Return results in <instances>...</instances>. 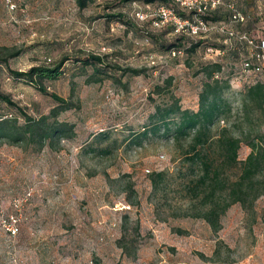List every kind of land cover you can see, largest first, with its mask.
I'll list each match as a JSON object with an SVG mask.
<instances>
[{
    "label": "rangeland",
    "instance_id": "1",
    "mask_svg": "<svg viewBox=\"0 0 264 264\" xmlns=\"http://www.w3.org/2000/svg\"><path fill=\"white\" fill-rule=\"evenodd\" d=\"M11 1L14 10L0 0V92L13 105L0 102V119L19 125V110L32 118L49 114L56 102L11 72L67 58L60 75L43 85L70 104L57 119L72 133L42 146L0 141V264H264V197L252 211L232 204L213 232L193 216L200 197L187 187L199 173L184 158L186 141L162 132L138 140L151 127L154 105L167 98L155 93L156 84L171 78L181 107L197 110L205 62L221 65L230 82L224 97L235 113L254 80L241 75L247 50L235 40L229 48L215 30L190 38L155 25L158 2L88 0L80 9L75 0ZM225 1L223 20L228 1L246 16L232 29L264 36V0ZM192 44L193 52L159 59L168 47ZM91 55L102 59L99 72L82 64ZM256 79L264 84V69ZM223 126L238 133L240 125L231 117L213 129ZM248 152L242 142L238 159ZM160 171L165 179L154 190L149 174ZM238 174L235 168L226 175Z\"/></svg>",
    "mask_w": 264,
    "mask_h": 264
},
{
    "label": "trees",
    "instance_id": "2",
    "mask_svg": "<svg viewBox=\"0 0 264 264\" xmlns=\"http://www.w3.org/2000/svg\"><path fill=\"white\" fill-rule=\"evenodd\" d=\"M75 1L82 9L88 0ZM139 1L145 4L158 2L160 6L173 8L184 18L192 15L190 11L179 10L173 0ZM221 7L220 5L215 10L205 13L208 15L204 14L205 16L202 15L201 18L210 19L215 23L226 21L220 12ZM228 17L227 9V20ZM196 46L197 44L190 47L171 46L163 53L176 50L181 51L183 55L186 50L193 52ZM65 60L67 58H62L52 67L33 66L26 71L11 72L13 77L29 83L41 94L48 95L56 102V106L49 114L38 118L27 116L19 110L23 119L19 125L16 118L0 119V141H7L10 144L36 141L42 146L53 139L70 136L72 126L57 119L61 111L70 108V104L55 93L48 92L43 85V81H53L60 75ZM82 64L90 65L94 72H99L98 67L102 65V59L91 55ZM199 73L204 75V81L198 94V107L195 111L181 107L179 99L169 90L171 78L163 85L154 86L156 94H167V98L162 103L154 105V111L149 115L151 127L143 128L138 140L146 137L149 132H162L165 136L170 135L176 143L186 141L187 155L184 158L190 162L192 171L196 165L199 173L193 186L187 187V191L194 198L200 197L201 209L194 212L193 216L202 218L211 230L216 232L220 227V217L232 204L238 203L242 210L252 211L255 200L264 197V132L261 128L264 119V84L262 82L246 84L241 91L239 109L234 113L231 104L224 97L226 91L230 89V82L221 75V65L211 61L202 63ZM0 102L13 105L9 97L1 92ZM231 117L239 122L238 133L232 130L234 126L213 129L220 120H229ZM242 142L249 148V152L243 160H239L238 151ZM235 168L239 170V174L232 180L226 174ZM149 178L152 188L156 190L164 181L165 172H152ZM124 239L125 237L121 236L117 241L122 250L127 247ZM94 264L99 262L95 261Z\"/></svg>",
    "mask_w": 264,
    "mask_h": 264
},
{
    "label": "built area",
    "instance_id": "3",
    "mask_svg": "<svg viewBox=\"0 0 264 264\" xmlns=\"http://www.w3.org/2000/svg\"><path fill=\"white\" fill-rule=\"evenodd\" d=\"M173 2L179 10L190 11L192 15L184 18L178 15L173 8L159 6L156 12L157 20L154 22L155 25H171L176 33L184 34L190 38L199 36L201 33L215 30L226 37L229 48L233 45L232 40H235L247 50V56L244 57L240 63L241 75L254 79L250 84L259 82L256 77L264 69V36L256 40L246 32L232 29L231 23L242 24L246 20V16L236 9L233 2L228 1L226 4L229 10L228 20L213 23L211 26L208 25L201 16L215 10L222 4V0H173ZM6 5L10 10H14L16 7L11 0H6ZM221 53L223 52H216V54ZM180 55H182L181 51L170 50L160 56L159 59L161 62L167 63L169 59Z\"/></svg>",
    "mask_w": 264,
    "mask_h": 264
}]
</instances>
